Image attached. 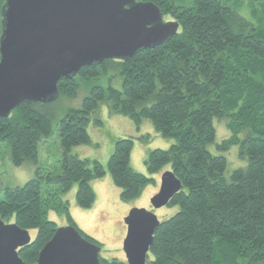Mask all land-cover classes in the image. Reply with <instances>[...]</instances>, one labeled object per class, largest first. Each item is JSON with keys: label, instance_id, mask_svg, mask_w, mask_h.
Instances as JSON below:
<instances>
[{"label": "trees", "instance_id": "trees-1", "mask_svg": "<svg viewBox=\"0 0 264 264\" xmlns=\"http://www.w3.org/2000/svg\"><path fill=\"white\" fill-rule=\"evenodd\" d=\"M136 1L156 4L162 18L176 23L177 30L126 60L104 59L60 77L58 96L74 95L79 79L97 77L109 68L121 74L122 86H91L81 106L68 108L56 122L58 166L46 173L36 168L22 185L4 188L0 218L36 230L18 255L25 264H36L40 249L57 228L47 218L49 208L62 207L68 225L100 246L77 228L60 194L76 182L79 206L88 208L95 200L91 180L101 177L104 169L97 160L89 166L70 149L89 140V115L106 97L113 112L128 116L137 126L148 118L163 137L175 139L168 148L151 149L145 159L149 173L170 164L181 182L167 204L178 205V210L156 227L148 264H264V29L224 0ZM4 2L0 0V36ZM234 2L243 5L242 0ZM261 3L264 7V0ZM58 96L49 102L24 100L0 117V142L9 145L13 163L36 162L38 142L53 131L49 107ZM214 119H225L230 131L215 142V149L223 153L237 145L238 156L247 157L246 165L234 168L228 178L226 157L208 148L215 141ZM131 147L130 137L118 138L107 164L123 201L154 181L132 169ZM99 264L127 263L126 258L99 256Z\"/></svg>", "mask_w": 264, "mask_h": 264}, {"label": "water", "instance_id": "water-1", "mask_svg": "<svg viewBox=\"0 0 264 264\" xmlns=\"http://www.w3.org/2000/svg\"><path fill=\"white\" fill-rule=\"evenodd\" d=\"M0 36V117L24 100L49 102L57 82L81 67L104 59L126 60L139 48L161 44L177 30L151 1L5 0ZM152 209L167 205L181 188L172 170L164 171ZM132 208L124 217L127 264H146L160 221L153 210ZM29 231L0 218V264H25L18 249ZM100 246L71 225L57 227L40 249L36 264H99Z\"/></svg>", "mask_w": 264, "mask_h": 264}, {"label": "rangeland", "instance_id": "rangeland-1", "mask_svg": "<svg viewBox=\"0 0 264 264\" xmlns=\"http://www.w3.org/2000/svg\"><path fill=\"white\" fill-rule=\"evenodd\" d=\"M224 1L228 2L229 6L235 8L253 25L264 29V7L261 0L253 3H250L249 0H242L243 5L241 7L237 6L234 0ZM163 20L170 21L167 16H164ZM95 84H99L105 89L108 86L121 89L122 76L117 69L109 68L97 77L79 79V86L74 95H59L49 107L52 115L53 131L48 137L38 142L36 162L26 160L21 164L13 163L10 157L9 145L0 142V197L3 196L5 187L22 185L33 177L36 168H39L42 173H46L53 171L58 166L61 158V147L56 122L68 108L80 107L84 96L87 95L90 87ZM213 123L216 131L215 141L208 148L212 153L222 154L226 157L225 176L228 178L234 168L246 165L247 157L241 158L238 156L237 145H233L226 152H218L215 149V142L228 137L230 131L226 126L225 119H214ZM87 131L89 140L85 143L73 145L70 152L80 158L87 159L89 166L93 165L94 160L99 161L102 165L104 174L91 180L95 200L88 208L79 206L76 201V182H73L60 196L63 201L67 202L68 212L77 228L100 243V257L125 260L123 240L126 235V224L124 217L132 208L152 209L150 198L160 187L162 173L170 170V164H165L159 172L149 173L145 165L147 154L154 148H168L175 142V139L163 137L154 129L148 118H143L137 126L128 116L113 112L106 97L99 100L97 107L90 113ZM120 137H130L132 139L129 154V164L132 169L154 179L153 182L148 183L141 189L139 195L127 201L121 200L120 188L112 182L107 166L114 144ZM41 193L44 195L43 188ZM152 210L158 220L162 221L174 214L178 210V205H164ZM46 215L48 219L55 221L57 227L68 225L66 212L62 207L49 208ZM29 234L31 238H34L36 230L30 229ZM148 256L152 259L149 252Z\"/></svg>", "mask_w": 264, "mask_h": 264}, {"label": "flooded vegetation", "instance_id": "flooded-vegetation-1", "mask_svg": "<svg viewBox=\"0 0 264 264\" xmlns=\"http://www.w3.org/2000/svg\"><path fill=\"white\" fill-rule=\"evenodd\" d=\"M146 263H147V260H146Z\"/></svg>", "mask_w": 264, "mask_h": 264}]
</instances>
